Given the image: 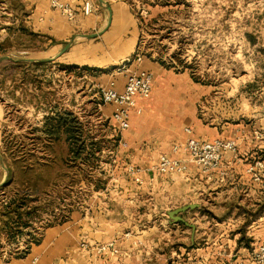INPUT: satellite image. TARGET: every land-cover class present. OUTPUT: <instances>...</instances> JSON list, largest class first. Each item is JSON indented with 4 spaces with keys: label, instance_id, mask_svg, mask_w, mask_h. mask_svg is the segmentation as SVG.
Wrapping results in <instances>:
<instances>
[{
    "label": "rangeland",
    "instance_id": "rangeland-1",
    "mask_svg": "<svg viewBox=\"0 0 264 264\" xmlns=\"http://www.w3.org/2000/svg\"><path fill=\"white\" fill-rule=\"evenodd\" d=\"M118 2L130 9L133 26L128 43L110 50L98 45L102 38L78 36L66 54H77L82 61L75 69L68 68L67 57L31 68L49 77L39 84L42 94L34 90L14 95L9 89L0 94L7 116L1 149L6 170L0 182L1 257L23 254L47 226L65 220L77 197H86L82 184L102 183L109 169L122 167L119 143L109 137L120 139L126 131H119L104 111L99 93L104 80L92 77L96 72H123L125 61L136 51L144 60H157L164 69L152 95L165 103L176 99L166 117L185 120L194 133L196 123L210 129L223 127L222 139L236 141L238 149L264 150V0ZM118 24L114 21L113 27ZM37 43L34 46L39 47ZM134 45L135 52L126 55ZM19 71L11 70L6 76L12 81ZM27 81L37 82L35 73ZM67 113L85 132L82 141L87 148L81 156L71 151L63 129L51 138L45 131L50 118ZM184 128L185 138L176 143L187 140ZM11 202L12 219L18 207L21 226L14 222L18 218L8 220L6 207Z\"/></svg>",
    "mask_w": 264,
    "mask_h": 264
},
{
    "label": "crops",
    "instance_id": "crops-1",
    "mask_svg": "<svg viewBox=\"0 0 264 264\" xmlns=\"http://www.w3.org/2000/svg\"><path fill=\"white\" fill-rule=\"evenodd\" d=\"M51 1L0 0V94L4 89L14 95L34 90V94H42L40 85L49 77L31 68L67 57L68 68L75 69L82 61L77 54H66L78 36L102 38L98 45L110 50L128 43L133 26L130 9L118 0H92L93 13L85 15L80 10L74 20ZM60 1L81 9L87 0ZM114 21H119L118 27H113ZM36 41L39 47L34 46ZM135 50L136 45L126 55ZM18 68L21 71L11 81L7 73ZM140 68L154 74V86L164 72L150 58ZM31 73L37 82L27 81ZM126 74L125 70H109L96 72L92 78L103 79L105 84L115 80L122 90ZM171 100L165 103L152 95L138 101L142 113L132 111L129 130L120 139L109 137L119 143L122 167L109 169L102 183L82 184L86 197H77L65 220L47 226L37 243L12 256V264H258L254 253L264 242V165L257 164L264 163V150L228 152L219 167L205 172L186 153L173 152L176 142L185 138L183 126L187 128L189 123L169 114L166 117V110L175 108L171 103L176 99ZM104 111L112 116L113 107L104 106ZM6 117L0 100V182L6 177L1 163ZM195 127L193 135L204 140L226 134L220 126L210 129L196 123ZM164 153L182 160L186 171L159 173L156 165ZM190 204L199 207L181 213L184 222L172 221L170 211ZM112 241L117 253L98 254L100 245Z\"/></svg>",
    "mask_w": 264,
    "mask_h": 264
},
{
    "label": "built area",
    "instance_id": "built-area-1",
    "mask_svg": "<svg viewBox=\"0 0 264 264\" xmlns=\"http://www.w3.org/2000/svg\"><path fill=\"white\" fill-rule=\"evenodd\" d=\"M51 4L70 20H74L80 10L85 15H89L95 9L92 0H87L81 9L63 3L60 0H52ZM143 61L144 58L138 51L125 61L121 69H127V77L122 90L117 88L115 81L101 86L99 89L102 104L113 107L112 118L119 131H127L130 128L131 115L134 109L137 110V113H142V108L137 107L138 101L148 100L152 96L154 74L151 71L140 68ZM186 132L188 133L187 140L185 143L175 144L173 152L186 153L189 155L190 161L201 166L205 172L219 167L228 152H236L238 150L237 143L234 140L226 141L222 138L210 141L199 140L192 135L193 131L191 128H186ZM260 164L258 163L257 165ZM156 169L161 174L184 173L187 166L182 160L164 153L160 155ZM108 251L118 252L113 242L100 245L97 248L98 254L101 255ZM254 259L258 264H264V242L260 243L256 248ZM36 261L37 259L34 262ZM2 264H12L11 258L7 254H3Z\"/></svg>",
    "mask_w": 264,
    "mask_h": 264
},
{
    "label": "trees",
    "instance_id": "trees-1",
    "mask_svg": "<svg viewBox=\"0 0 264 264\" xmlns=\"http://www.w3.org/2000/svg\"><path fill=\"white\" fill-rule=\"evenodd\" d=\"M45 131L49 138L56 136L58 137L59 131L61 129L64 130V132L67 134V142L70 144V149L73 153L77 154V156H81L82 153L87 148L85 141H82L83 134L85 133L83 130L82 125L78 122V120L73 117L72 113H67L65 116H55L48 120L46 123ZM35 156V155H33ZM8 209V210H7ZM7 214H8V220L10 218V221H14L15 219H19L17 221H14L17 226H21V223L19 222L23 217L19 213V209L17 207L18 216L16 215V218L12 219V202L7 205L6 207ZM28 216L32 214L31 211L26 212ZM11 223V222H10ZM9 222L7 223L9 227L12 225ZM24 225H27L26 222H24ZM38 240L36 239L34 243H37Z\"/></svg>",
    "mask_w": 264,
    "mask_h": 264
},
{
    "label": "water",
    "instance_id": "water-1",
    "mask_svg": "<svg viewBox=\"0 0 264 264\" xmlns=\"http://www.w3.org/2000/svg\"><path fill=\"white\" fill-rule=\"evenodd\" d=\"M109 9H111V8H109ZM110 23H111V21H110ZM97 36H98V34L92 35L91 37H97ZM69 48H70V45L65 48L63 53H65ZM198 207H199L198 204H190V205L175 209L173 211H170L168 213V215L172 219V221H174L175 223L184 222V219L180 216V214L184 213V212H186L188 210L198 208ZM191 226L195 230V227L193 225H191Z\"/></svg>",
    "mask_w": 264,
    "mask_h": 264
}]
</instances>
